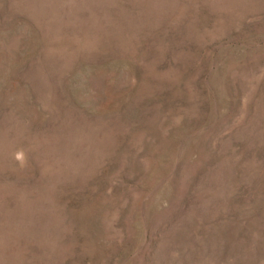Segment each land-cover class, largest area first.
<instances>
[{
    "label": "rangeland",
    "instance_id": "1",
    "mask_svg": "<svg viewBox=\"0 0 264 264\" xmlns=\"http://www.w3.org/2000/svg\"><path fill=\"white\" fill-rule=\"evenodd\" d=\"M0 264H264V0H0Z\"/></svg>",
    "mask_w": 264,
    "mask_h": 264
}]
</instances>
